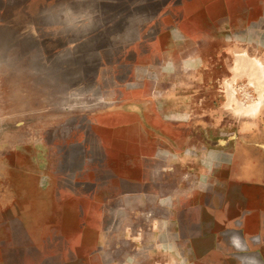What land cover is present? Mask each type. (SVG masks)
Instances as JSON below:
<instances>
[{
	"label": "rangeland",
	"instance_id": "1",
	"mask_svg": "<svg viewBox=\"0 0 264 264\" xmlns=\"http://www.w3.org/2000/svg\"><path fill=\"white\" fill-rule=\"evenodd\" d=\"M263 83L264 0H0V264H264Z\"/></svg>",
	"mask_w": 264,
	"mask_h": 264
},
{
	"label": "crops",
	"instance_id": "2",
	"mask_svg": "<svg viewBox=\"0 0 264 264\" xmlns=\"http://www.w3.org/2000/svg\"><path fill=\"white\" fill-rule=\"evenodd\" d=\"M167 97L168 94L165 92H160L157 93L155 92V94L153 95L154 100H156V102L161 105V98L162 97ZM171 97V100H173V103L170 104L169 109L164 106V107H157L156 104L154 106V110H155V115H159L161 117L169 115V118L171 121L175 122L176 124L181 123L182 121H188V123L190 124V126H185V129L182 130H186V132H201L203 134L202 139H198L192 136H187L186 141H187V148L190 149L187 154H181V156L179 155V157H177V160H180L181 163H189L190 161H192V156L194 155V149L201 147V148H205V107H201V108H191V103L189 104L188 101L190 100V98L192 99L195 98V96L190 95V97L188 96H184V97H178V94H171L169 95ZM184 100V101H183ZM204 101V100H203ZM131 112L136 113L138 116H145L146 115V110L144 108H141L140 106L137 107H131L129 109ZM199 117H201V119H198ZM179 128V127H178ZM179 131V129H178ZM264 147V145H262ZM191 155H190V154ZM202 153V163H203V158L205 157L204 153ZM197 154H195L196 156ZM190 156V158L188 157ZM204 168V167H203ZM249 169H255L253 173H251L250 175L252 177H259L262 175V172L260 170V167L256 168V165L254 166L253 164H251Z\"/></svg>",
	"mask_w": 264,
	"mask_h": 264
},
{
	"label": "bare ground",
	"instance_id": "3",
	"mask_svg": "<svg viewBox=\"0 0 264 264\" xmlns=\"http://www.w3.org/2000/svg\"><path fill=\"white\" fill-rule=\"evenodd\" d=\"M239 63H240V60H239ZM239 63H238V64H239ZM241 64H242V63H241ZM239 65H240V64H239ZM239 65H238V66H239ZM234 66H236V64H235ZM239 67L241 68V66H239ZM242 67H243V65H242ZM246 67H247V66H246ZM246 67H245V68H246ZM240 68H239V69H240ZM236 69H238L237 66H236ZM236 69H235V70H236ZM241 69H242V68H241ZM241 69H240V73H239V74H242V73H244L245 71H248V68H247V70L243 69L244 71H241ZM236 71H237V70H236ZM234 72H235V71H234ZM252 73H253V75H250V74H252ZM236 74H238V72H237ZM248 74H249V73H248ZM248 74H246V76H247ZM250 74H249L250 77H251V76H254V72H251ZM249 76H247V77H249ZM250 77H249V79H250ZM253 81H254L255 83H258V82H257L258 80H256V79H255V80L253 79ZM260 84H261V82H260ZM260 86H261V85H260ZM261 87H262V86H261ZM263 87H264V83H263ZM263 87H262V88H263ZM257 88H258V87H257ZM259 89H260V88H259ZM255 91H257V90H255ZM258 102H259V101H258Z\"/></svg>",
	"mask_w": 264,
	"mask_h": 264
}]
</instances>
